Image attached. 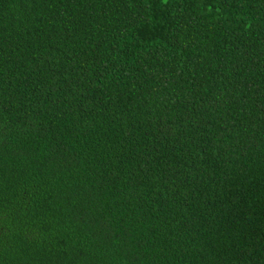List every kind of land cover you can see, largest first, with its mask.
<instances>
[{"label": "trees", "instance_id": "16d2710c", "mask_svg": "<svg viewBox=\"0 0 264 264\" xmlns=\"http://www.w3.org/2000/svg\"><path fill=\"white\" fill-rule=\"evenodd\" d=\"M0 264H264V0H0Z\"/></svg>", "mask_w": 264, "mask_h": 264}]
</instances>
